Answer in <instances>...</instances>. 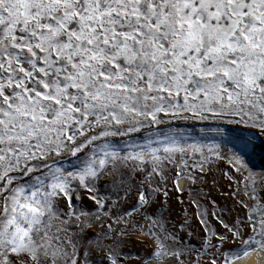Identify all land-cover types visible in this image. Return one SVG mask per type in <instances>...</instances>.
<instances>
[{"label":"snow or ice","instance_id":"6c2138e0","mask_svg":"<svg viewBox=\"0 0 264 264\" xmlns=\"http://www.w3.org/2000/svg\"><path fill=\"white\" fill-rule=\"evenodd\" d=\"M0 264H264V0H0Z\"/></svg>","mask_w":264,"mask_h":264}]
</instances>
